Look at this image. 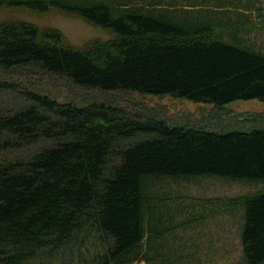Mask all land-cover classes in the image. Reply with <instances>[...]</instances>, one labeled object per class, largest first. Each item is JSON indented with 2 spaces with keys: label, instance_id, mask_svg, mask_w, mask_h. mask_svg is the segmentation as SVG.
Here are the masks:
<instances>
[{
  "label": "trees",
  "instance_id": "16d2710c",
  "mask_svg": "<svg viewBox=\"0 0 264 264\" xmlns=\"http://www.w3.org/2000/svg\"><path fill=\"white\" fill-rule=\"evenodd\" d=\"M132 2L0 0L57 8L113 33L76 47L57 28L2 20L0 68L30 65L89 87L221 105L264 100V52L216 36L211 18L191 14L194 4ZM196 177L264 181V126L170 124L0 83V264H176V235L148 182ZM241 209L238 264H264V190Z\"/></svg>",
  "mask_w": 264,
  "mask_h": 264
},
{
  "label": "rangeland",
  "instance_id": "374dc122",
  "mask_svg": "<svg viewBox=\"0 0 264 264\" xmlns=\"http://www.w3.org/2000/svg\"><path fill=\"white\" fill-rule=\"evenodd\" d=\"M124 0H113L117 3ZM150 5L155 0H132ZM164 5L193 8L192 15L211 18L216 36L264 52V0H162ZM26 20L39 27L61 30L69 43L83 47L94 40L107 41L110 31L76 14L57 8L37 12L24 7H0V21ZM0 83H10L78 106L94 102L155 116L170 124L225 132L264 126V100L237 99L225 104L195 101L171 94H150L128 89H103L73 82L66 76L30 66L0 68ZM150 203L161 209L165 231L175 233L176 264H238L241 202L264 190V181L218 177L171 178L148 182ZM148 202V201H147ZM147 231H150L147 227Z\"/></svg>",
  "mask_w": 264,
  "mask_h": 264
}]
</instances>
